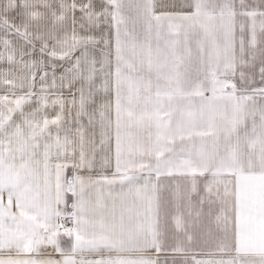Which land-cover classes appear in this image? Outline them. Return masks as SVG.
<instances>
[{
	"label": "snow or ice",
	"instance_id": "1",
	"mask_svg": "<svg viewBox=\"0 0 264 264\" xmlns=\"http://www.w3.org/2000/svg\"><path fill=\"white\" fill-rule=\"evenodd\" d=\"M0 264H264V0H0Z\"/></svg>",
	"mask_w": 264,
	"mask_h": 264
},
{
	"label": "crops",
	"instance_id": "2",
	"mask_svg": "<svg viewBox=\"0 0 264 264\" xmlns=\"http://www.w3.org/2000/svg\"><path fill=\"white\" fill-rule=\"evenodd\" d=\"M161 258L163 259L164 257L162 256Z\"/></svg>",
	"mask_w": 264,
	"mask_h": 264
}]
</instances>
